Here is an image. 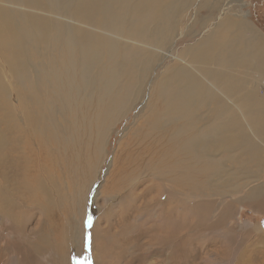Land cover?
Masks as SVG:
<instances>
[{
  "label": "bare ground",
  "instance_id": "bare-ground-1",
  "mask_svg": "<svg viewBox=\"0 0 264 264\" xmlns=\"http://www.w3.org/2000/svg\"><path fill=\"white\" fill-rule=\"evenodd\" d=\"M244 4L0 0V219L22 231L26 212L37 208L46 216L28 238V251L42 253L48 238L64 239L69 226L64 223L71 210L61 217L63 224L53 210V193L60 190L55 188L59 153L79 150L76 140L84 119V134L92 141L106 136V128L129 113L181 28L195 39L178 55L172 53L174 59L155 80L129 135L120 142L122 169L105 191L115 194L131 185L149 191L157 183L190 190L192 199H199L207 193L200 190L202 183L212 188L231 165L244 167L245 155H258L256 134L264 131V100L255 92L264 79V37L248 21ZM192 8L206 10L207 16L186 22ZM130 139L137 145L131 146ZM74 168L83 171L79 164ZM212 191L208 193L215 197L224 192ZM254 197L252 202L261 206V197ZM159 217L150 224L157 234L170 218L164 211ZM69 251V245L54 248L60 258ZM115 257L109 254L106 259Z\"/></svg>",
  "mask_w": 264,
  "mask_h": 264
},
{
  "label": "rangeland",
  "instance_id": "rangeland-1",
  "mask_svg": "<svg viewBox=\"0 0 264 264\" xmlns=\"http://www.w3.org/2000/svg\"><path fill=\"white\" fill-rule=\"evenodd\" d=\"M244 2L242 9L249 16L248 21H252L253 26L264 37V0ZM187 16L189 20L186 22L190 23L193 18H205L207 11L192 8ZM195 28L199 30L198 26ZM181 31L163 59L161 58V64L155 65L142 99L136 101L129 113L106 128L107 137L101 136L99 140L94 138L88 141L84 134L87 126L84 119V125L78 129L79 139L76 140L79 150L63 149L59 153L61 163L55 168H58V184L55 188L60 190L53 193L56 208L53 210L60 223L67 209L71 210V218L64 223L69 224L64 230L65 238L61 239L60 236L53 239L50 236L42 253L28 251L25 245L28 238L36 232L35 226L38 225L39 218L42 223L46 216L37 211V208L26 212L21 222L22 231L10 228V220L0 219V264H251L252 260V264H264V242L260 239V236L264 238V131L256 134L261 148L258 155L253 156V159L245 155L247 160L244 167L240 164L231 165L226 176L217 185L214 183L212 188L201 184L200 190L205 188L207 193L219 189L224 191H220L221 195L216 197L208 193L212 197L208 205L204 203L207 193H202L199 199H192L190 190L177 191L174 188L160 187L157 183L149 191H143L142 185L137 191L132 185L115 194L105 191L106 185L122 169L125 153L121 143L129 135L128 130L136 122L135 118L139 117L155 80L174 59L172 53L178 55L179 51L191 45L195 39L185 28H181ZM255 95L264 100V79ZM130 141H133L131 146L137 145L136 141ZM228 154L226 152V157ZM75 164L83 166V171L76 170ZM60 170L66 174H62ZM205 181L206 178L204 183ZM249 194L253 198L261 197V206L253 203ZM246 199H250V202ZM162 211L170 218L164 221L166 225L163 233H153L150 226L160 221L159 214ZM25 223L28 226H24ZM75 232L80 234L74 236ZM12 240L16 243H12ZM68 245L70 251L67 256L60 258L58 252H54L55 247L67 249ZM109 254L117 257L108 260L106 256ZM46 257L56 258L57 261L50 262Z\"/></svg>",
  "mask_w": 264,
  "mask_h": 264
}]
</instances>
